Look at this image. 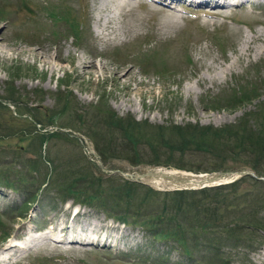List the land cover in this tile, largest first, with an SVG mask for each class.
Masks as SVG:
<instances>
[{"label": "rangeland", "instance_id": "rangeland-1", "mask_svg": "<svg viewBox=\"0 0 264 264\" xmlns=\"http://www.w3.org/2000/svg\"><path fill=\"white\" fill-rule=\"evenodd\" d=\"M187 2L174 5L182 16L174 29L169 20L165 23L163 9L168 8L153 0H0V242L14 236L24 246L29 239L25 252L13 255L9 264H162L157 258L164 264H264L263 184L241 187L258 193L256 216L228 204L224 225L215 235L204 234V241L216 239L212 252L192 251L191 256L176 243L153 238L141 226L121 224L96 208L80 205L78 217L70 221L72 206L59 198L71 180L70 168L94 181L93 187L99 182L106 194L123 181L138 183L125 174L159 169L196 174L173 166L132 167L120 155L102 163L90 136L103 150L113 146L101 121L109 110L145 123L150 139L162 127L165 137L175 140L181 134L177 127L234 125L263 107L264 6L237 5L224 17H213ZM63 16L78 26L76 37L69 26L73 23ZM251 89L256 92L243 104L229 99H241ZM219 99L216 106L223 107L211 108ZM50 113L58 116L52 126L43 119ZM60 127L61 135L41 144L38 134ZM145 147L139 145L142 151ZM234 151V161L252 171L246 163L253 156ZM235 162L226 160V171L237 169ZM49 166L59 169L52 177ZM44 178L50 180L47 188L41 187ZM26 210L25 219H18ZM62 223L70 225V234L89 233L93 242L71 243L67 246L75 249L63 252L54 241L58 231L50 232Z\"/></svg>", "mask_w": 264, "mask_h": 264}, {"label": "trees", "instance_id": "trees-1", "mask_svg": "<svg viewBox=\"0 0 264 264\" xmlns=\"http://www.w3.org/2000/svg\"><path fill=\"white\" fill-rule=\"evenodd\" d=\"M62 18L73 23L70 16L67 18L63 16ZM69 26L74 37H76L78 26L74 23ZM148 61L151 62V59ZM153 68L159 70L158 72H167L165 68ZM252 92L254 94L256 90L251 89L250 92L245 90L242 92L244 94L241 99L235 95L229 99H232L234 104H243L249 99L247 98L248 94ZM65 97L67 98V96ZM216 102L220 103L221 101L219 99V101L211 102V108L223 107L222 104L219 107L216 106ZM14 103L18 104L17 101ZM63 104L60 110L61 114H64L63 111L65 112L67 109V99ZM226 108L228 107L226 106ZM108 112L109 115H106L105 120L101 121L104 124L102 125L103 129L105 128L104 131L109 133L110 144L113 146L103 150L94 137L90 136L102 163L108 162L109 158L114 159L120 155L132 167L139 165L173 166L176 169L196 173H211L226 171L225 161L229 159L235 162L236 152L234 150H239L244 154L253 156L251 162H247L246 165L252 169L256 177L264 178V160H262L264 158V145L259 143L264 141V103L260 110L245 114L234 125L219 128L211 126L204 128L197 126L177 127L181 134L175 140L165 137L162 127H157L156 138L150 139L144 134L145 123L141 124L128 118L121 119L116 117L112 111L109 110ZM51 113L43 116L48 126H52L55 117H58L55 113ZM78 120L81 121L79 115ZM60 128L62 129V127ZM58 131L60 129L38 134L41 144L61 135ZM116 134L119 136L116 137ZM140 144L146 146L143 151L139 148ZM162 156L167 159L163 160ZM185 158L189 161H186ZM210 160L215 162L211 167L206 165ZM193 162H200L203 167L196 166ZM46 163L49 164L48 161ZM235 163L236 168L244 167L243 163ZM56 170L59 169L55 166H49V177L58 172ZM60 174L62 173L59 172L54 178L57 180ZM66 174L70 176L71 180H68L69 183L59 190L60 199L63 198V201L71 199L88 208H96L106 216L114 217L127 225H139L153 238L176 243L186 256H191L192 251L212 252L213 245L211 242H215L216 239L212 237L210 241H204V234L209 232L212 235L215 233L214 231L219 230L224 225V215L227 216L226 213L229 212L227 210L228 204L233 207L243 206L247 209L248 214L256 216L259 211L255 208L259 203L258 193L254 194L252 190H241V187L243 185H264L263 181L243 177L231 184L215 188L197 191L160 192L139 183L123 181L116 187L115 191L113 189L106 194L101 189L99 182L96 187H93L95 182L89 180L80 170L70 168L69 174ZM65 177L67 176L64 175V179ZM49 184L50 180L44 178L41 187L47 188ZM80 185L90 187L91 192L82 191ZM222 199L226 201L224 205L221 204ZM212 201H215L217 205L212 206ZM22 215L23 212L20 216ZM263 225L264 222L260 223V226ZM0 226H2L1 221ZM155 260L164 264L161 258ZM210 264L212 263L210 262Z\"/></svg>", "mask_w": 264, "mask_h": 264}, {"label": "bare ground", "instance_id": "bare-ground-1", "mask_svg": "<svg viewBox=\"0 0 264 264\" xmlns=\"http://www.w3.org/2000/svg\"><path fill=\"white\" fill-rule=\"evenodd\" d=\"M152 1V0H151ZM188 0H154L153 2H155L156 4L162 5L164 8H168V9H163L165 10L167 17H166V21L165 23L170 22L169 26H171L172 28L176 29V24L179 23V21L182 19V16L178 13V10H176L177 8L174 7L175 6H179L181 4L186 3ZM201 1V2H199ZM194 2H198V6L196 8H199V10L201 9L202 11H204L207 14H210L211 16L215 17L217 15L222 14L223 17L226 16L228 14V12L226 10H228V8L231 7H236L237 5H239L241 8H243L245 6V4H250V6L253 7H257V6H264V0H215L211 5H209L207 2L202 1V0H189L187 3V5L190 6L193 5ZM148 3V2H147ZM146 4V3H145ZM152 6V5H150ZM154 7V6H153ZM159 10V9H158ZM141 28L140 25L133 27V29H131V35L135 34L136 31H138ZM257 39H261L260 35L256 36ZM0 41H3V39H1ZM245 49L248 50L249 49V41L245 40ZM129 75V74H128ZM190 90V89H189ZM191 91V90H190ZM172 174H176V173H172ZM177 174H182V173H177ZM192 185L195 187L200 186V183H204L206 181H202V180H206V178L201 177V178H193L192 179ZM153 180H151L152 182ZM152 183H155V181H153ZM67 229L69 230V228L67 227L66 224L62 223L60 225V227H57L53 229V231L51 230L50 232H54V231H58L59 236H57V239H55V243L58 245V248L63 250V252L69 251V250H73L75 248H70L71 246H67V245H71L72 244H91L93 242V238L90 234L89 235H82L80 232L79 234H70L67 232ZM81 230V229H80ZM92 231V230H91ZM65 232L64 235H61V233ZM67 232V235H66ZM46 236H49L48 233H45ZM53 239V238H50ZM9 245H7L6 247H3L1 250V255H0V264H5L6 260L8 258H6L5 256H9L11 255L16 248V244L15 242H13V239H10L8 241ZM29 244V239L28 241L24 244V246L26 247V245ZM59 244H64L66 246H61ZM23 246V247H24ZM54 247V244H51L49 246H46L48 249H50L51 247ZM80 246V245H79ZM85 248V247H84Z\"/></svg>", "mask_w": 264, "mask_h": 264}, {"label": "water", "instance_id": "water-1", "mask_svg": "<svg viewBox=\"0 0 264 264\" xmlns=\"http://www.w3.org/2000/svg\"><path fill=\"white\" fill-rule=\"evenodd\" d=\"M91 155L98 159L97 156L90 151ZM100 163V161H97ZM105 171V170H104ZM242 176H253V173L249 170H235L232 172H221V173H213L209 175V178L204 183H200V187L208 186L207 184H216L220 185L225 181H231L235 178ZM125 177L131 179L135 182H142L147 185H156L155 187L162 190H181V189H192L194 186L192 185V179L197 178L195 175L191 174H172L169 172H144L142 174L134 173V174H125ZM151 180L155 181L152 183ZM264 180V179H262ZM158 182V185L157 183ZM214 186V185H213Z\"/></svg>", "mask_w": 264, "mask_h": 264}]
</instances>
